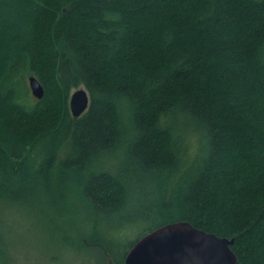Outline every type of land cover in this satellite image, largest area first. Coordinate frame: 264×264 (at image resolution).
I'll list each match as a JSON object with an SVG mask.
<instances>
[{
	"label": "trees",
	"instance_id": "trees-1",
	"mask_svg": "<svg viewBox=\"0 0 264 264\" xmlns=\"http://www.w3.org/2000/svg\"><path fill=\"white\" fill-rule=\"evenodd\" d=\"M47 192L113 264L179 221L264 264V0H0V217Z\"/></svg>",
	"mask_w": 264,
	"mask_h": 264
},
{
	"label": "rangeland",
	"instance_id": "rangeland-1",
	"mask_svg": "<svg viewBox=\"0 0 264 264\" xmlns=\"http://www.w3.org/2000/svg\"><path fill=\"white\" fill-rule=\"evenodd\" d=\"M67 148L63 149L62 156ZM111 158V163L120 162L115 160L118 157ZM61 203L47 192L22 211L13 209L0 217L7 242L2 264H113L105 258L102 247H94L88 242L95 217L92 211L75 197L67 206ZM149 227L150 224H145L141 231ZM141 231L134 234L123 231L124 235H129L113 243L116 260L123 259ZM80 237L87 241L82 242ZM95 237L104 240L103 232H98Z\"/></svg>",
	"mask_w": 264,
	"mask_h": 264
},
{
	"label": "water",
	"instance_id": "water-1",
	"mask_svg": "<svg viewBox=\"0 0 264 264\" xmlns=\"http://www.w3.org/2000/svg\"><path fill=\"white\" fill-rule=\"evenodd\" d=\"M32 94L43 98L42 83L31 76ZM70 111L74 117L84 114L90 105L87 90L79 88L70 94ZM229 239L194 227L186 221L167 224L151 231L130 249L124 264H240Z\"/></svg>",
	"mask_w": 264,
	"mask_h": 264
},
{
	"label": "bare ground",
	"instance_id": "bare-ground-1",
	"mask_svg": "<svg viewBox=\"0 0 264 264\" xmlns=\"http://www.w3.org/2000/svg\"><path fill=\"white\" fill-rule=\"evenodd\" d=\"M67 145V144H66ZM69 147V146H68ZM66 149V148H65ZM68 149V148H67Z\"/></svg>",
	"mask_w": 264,
	"mask_h": 264
}]
</instances>
